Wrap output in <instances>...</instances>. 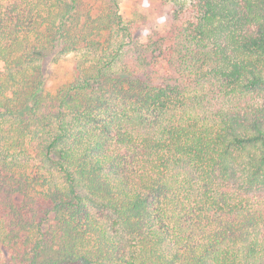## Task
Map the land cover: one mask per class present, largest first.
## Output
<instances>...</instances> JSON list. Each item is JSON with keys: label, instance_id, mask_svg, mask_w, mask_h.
<instances>
[{"label": "trees", "instance_id": "1", "mask_svg": "<svg viewBox=\"0 0 264 264\" xmlns=\"http://www.w3.org/2000/svg\"><path fill=\"white\" fill-rule=\"evenodd\" d=\"M0 264H264V0H0Z\"/></svg>", "mask_w": 264, "mask_h": 264}, {"label": "rangeland", "instance_id": "2", "mask_svg": "<svg viewBox=\"0 0 264 264\" xmlns=\"http://www.w3.org/2000/svg\"><path fill=\"white\" fill-rule=\"evenodd\" d=\"M139 3L140 0H120V12L124 17H130ZM45 62L44 90L47 93H52L57 87L68 82L72 78L74 66L73 58L71 54H68L58 61H54L49 58Z\"/></svg>", "mask_w": 264, "mask_h": 264}]
</instances>
